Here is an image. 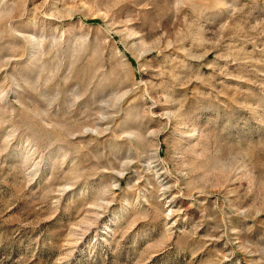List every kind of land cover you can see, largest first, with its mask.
Here are the masks:
<instances>
[{
  "label": "rangeland",
  "instance_id": "obj_1",
  "mask_svg": "<svg viewBox=\"0 0 264 264\" xmlns=\"http://www.w3.org/2000/svg\"><path fill=\"white\" fill-rule=\"evenodd\" d=\"M0 264H264V0H0Z\"/></svg>",
  "mask_w": 264,
  "mask_h": 264
}]
</instances>
